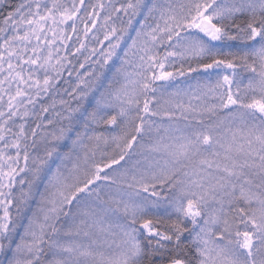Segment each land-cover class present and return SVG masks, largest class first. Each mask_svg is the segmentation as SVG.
I'll return each mask as SVG.
<instances>
[{"label":"snow or ice","instance_id":"snow-or-ice-1","mask_svg":"<svg viewBox=\"0 0 264 264\" xmlns=\"http://www.w3.org/2000/svg\"><path fill=\"white\" fill-rule=\"evenodd\" d=\"M0 264H264V0H0Z\"/></svg>","mask_w":264,"mask_h":264}]
</instances>
